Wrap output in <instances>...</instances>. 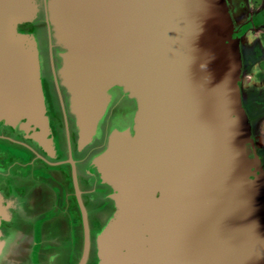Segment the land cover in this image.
I'll list each match as a JSON object with an SVG mask.
<instances>
[{"label": "water", "instance_id": "water-1", "mask_svg": "<svg viewBox=\"0 0 264 264\" xmlns=\"http://www.w3.org/2000/svg\"><path fill=\"white\" fill-rule=\"evenodd\" d=\"M244 10L0 0V262L264 264V85L241 57L264 12Z\"/></svg>", "mask_w": 264, "mask_h": 264}, {"label": "flooded vegetation", "instance_id": "flooded-vegetation-1", "mask_svg": "<svg viewBox=\"0 0 264 264\" xmlns=\"http://www.w3.org/2000/svg\"><path fill=\"white\" fill-rule=\"evenodd\" d=\"M226 4L232 14H239L244 9L249 10L252 14L264 12V0H226ZM257 30V42L252 43L248 50H243L241 57L250 72V78L253 82H263L262 85H264V20L260 23ZM254 94L258 95V98L261 99L260 92L255 90ZM260 130L262 138H264V121L260 124ZM60 151L62 152L61 149ZM60 154L58 153V156ZM262 167L264 170V164ZM47 200L46 192L42 189L30 190L22 195L20 197L19 209L15 212L13 221L9 225L10 229H15L18 226L21 216L42 209ZM23 259L24 257L21 252L8 248L5 249L0 264H21L24 261Z\"/></svg>", "mask_w": 264, "mask_h": 264}, {"label": "rangeland", "instance_id": "rangeland-1", "mask_svg": "<svg viewBox=\"0 0 264 264\" xmlns=\"http://www.w3.org/2000/svg\"><path fill=\"white\" fill-rule=\"evenodd\" d=\"M244 11H247V9H245ZM258 31V30H257ZM255 37H258V32L256 33V36ZM256 42H257V40H256ZM249 43V42H248ZM247 43V44H248ZM251 45V44H250ZM250 45L248 44V48H250ZM248 48H247V50H248ZM247 74L248 75H250V72H249V70L247 71ZM251 79V78H250ZM251 81H253L252 79H251ZM258 83H263V82H258ZM262 121H264V116H261L260 117V120L258 121V124H257V126H258V133H260V131L261 130H263L262 128H261V130H260V124L262 123ZM261 134V133H260Z\"/></svg>", "mask_w": 264, "mask_h": 264}]
</instances>
